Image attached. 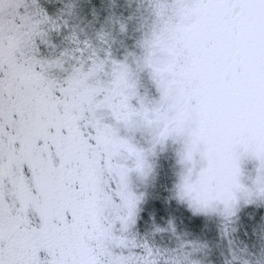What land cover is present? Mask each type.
<instances>
[{
  "label": "snow or ice",
  "instance_id": "1",
  "mask_svg": "<svg viewBox=\"0 0 264 264\" xmlns=\"http://www.w3.org/2000/svg\"><path fill=\"white\" fill-rule=\"evenodd\" d=\"M0 264H264V0H0Z\"/></svg>",
  "mask_w": 264,
  "mask_h": 264
}]
</instances>
